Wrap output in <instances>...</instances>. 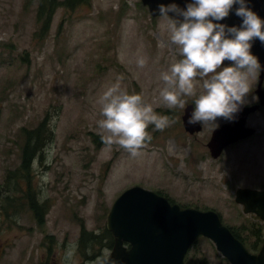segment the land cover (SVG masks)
<instances>
[{"label": "rangeland", "instance_id": "rangeland-1", "mask_svg": "<svg viewBox=\"0 0 264 264\" xmlns=\"http://www.w3.org/2000/svg\"><path fill=\"white\" fill-rule=\"evenodd\" d=\"M26 3L0 0V264H96L105 250L102 240L81 233L104 234L112 205L135 186L183 209L217 212L257 254L264 221L244 214L235 193L264 191L263 114L246 122L255 135L213 159L207 142L216 128L199 123V132L187 133L185 111L169 109L160 96L161 73L181 57L167 21L152 17L142 0H87L60 8L42 39L36 34L37 0ZM140 57L147 59L143 68L136 63ZM116 83L175 121L164 131L150 125L152 140L135 158L101 141L100 97ZM186 99L194 105L193 97ZM253 100L247 96L245 104ZM47 119L54 139L33 162L30 182L10 179L22 164L25 132ZM33 198L49 209L43 223L31 208ZM193 245L187 260L230 264L209 239Z\"/></svg>", "mask_w": 264, "mask_h": 264}, {"label": "clouds", "instance_id": "clouds-1", "mask_svg": "<svg viewBox=\"0 0 264 264\" xmlns=\"http://www.w3.org/2000/svg\"><path fill=\"white\" fill-rule=\"evenodd\" d=\"M237 4L235 15L242 18L239 27L214 22L227 18ZM158 11L167 21L171 42L178 46L181 57L161 73L164 87L160 96L166 106L185 110L186 98L193 97L195 108L188 124L201 123L214 130L219 127L217 118L234 120L252 92L250 78H259L261 73L259 58L251 48L256 39L264 45V19L248 6V0H193L186 10L175 3L160 4ZM169 12L183 19L170 17ZM226 60L231 65L222 67ZM136 63L143 68L147 59L140 57ZM100 104L102 143L118 146L132 158L151 142L150 125L164 131L175 123L145 104L141 94L122 90L119 83L102 93ZM111 257V251L105 249L96 264H118Z\"/></svg>", "mask_w": 264, "mask_h": 264}, {"label": "water", "instance_id": "water-1", "mask_svg": "<svg viewBox=\"0 0 264 264\" xmlns=\"http://www.w3.org/2000/svg\"><path fill=\"white\" fill-rule=\"evenodd\" d=\"M191 2L193 0H142L152 17H160V4L175 3L186 10ZM248 6L264 19V0H248ZM237 7L238 4L233 6L227 18L214 22L239 27L242 18L235 15ZM168 15L183 19L172 12ZM251 52L259 58L263 75L264 45L256 39ZM231 63L226 60L222 66ZM257 94L263 106L264 90L260 89ZM258 109L259 105L242 106L232 125L225 124L213 131L207 145L213 159L219 158L228 146L255 135L256 130L246 126V120ZM192 112V106H188L182 117L183 128L189 134L201 130L199 123H187ZM235 202L242 206L244 214H254L264 221V191L240 188L235 193ZM107 228L116 242L111 259L118 264H184L186 253L199 237L209 239L230 264H264V244L257 254L250 253L222 224L217 212L183 209L165 196L139 186L127 189L116 199L107 217ZM125 243L131 245L130 249Z\"/></svg>", "mask_w": 264, "mask_h": 264}, {"label": "trees", "instance_id": "trees-1", "mask_svg": "<svg viewBox=\"0 0 264 264\" xmlns=\"http://www.w3.org/2000/svg\"><path fill=\"white\" fill-rule=\"evenodd\" d=\"M32 0H27L26 6ZM87 0H37V24H38V36L44 38L48 35L51 28L54 16L60 8L73 9L78 5L85 4ZM48 119L40 124L37 128L25 132V143L22 149V164L21 167L13 174L10 179L16 178V181L20 179H28L30 182V174H32L33 162L37 157H41L47 146L54 139L53 129L48 125ZM31 208L35 209V212L39 214V222L43 223V219L48 213L46 204L40 203L37 199L33 198L31 202ZM232 234L242 242L246 247L244 239L234 230L230 229Z\"/></svg>", "mask_w": 264, "mask_h": 264}, {"label": "flooded vegetation", "instance_id": "flooded-vegetation-1", "mask_svg": "<svg viewBox=\"0 0 264 264\" xmlns=\"http://www.w3.org/2000/svg\"><path fill=\"white\" fill-rule=\"evenodd\" d=\"M231 65V64H230ZM230 65H228V66H230ZM222 67H226V66H222ZM261 75H262V72L260 73V76H259V78H253V84H254V88H252V95H248L249 96V98L250 97H254V99L255 100H253V101H251L250 103H246V104H244L243 106L244 107H251V106H258L259 105V109L256 111V112H254V113H262L263 114V116H264V105L263 106H261L260 105V100H259V96H258V94H257V91H259L260 89H263L264 90V73H263V75H262V83H260L261 82ZM188 106H192V108H193V110H194V105L193 104H189ZM187 106V107H188ZM186 107V108H187ZM185 108V109H186ZM185 111V110H184ZM254 113H252V114H254ZM252 114H250V115H252ZM249 115V116H250ZM249 116H248V118H249ZM248 118H247V120H248ZM247 120H246V122H247ZM201 126V125H200ZM246 126H247V124H246ZM249 127V126H248ZM213 133V132H212ZM211 139V138H210ZM240 142V141H239ZM208 143H209V141L207 142V145H208ZM82 234V237L85 235H87L88 237H90V238H92V239H101L102 240V245H103V247L105 248V249H108V250H110L111 251V253L113 252V250H114V247H115V237L113 236V234L108 230V228H107V224H106V229H105V233L104 234H101V233H97V232H89V234H87L86 233V231L84 230L83 231V233H81ZM199 238H203V237H199ZM198 238V239H199ZM197 239V240H198ZM197 240L195 241V243L197 242ZM194 245H192L191 246V248L193 247ZM125 247L127 248V249H130V247H131V245H129L128 243H125ZM190 248V249H191ZM189 249V250H190ZM189 250H188V252H189ZM188 252L186 253V255H185V257H184V264H196V263H194L195 261L193 260V259H188L187 260V255H188ZM103 253V252H102ZM99 258V257H98ZM90 261V260H89ZM95 261V260H94ZM204 264V263H203Z\"/></svg>", "mask_w": 264, "mask_h": 264}]
</instances>
